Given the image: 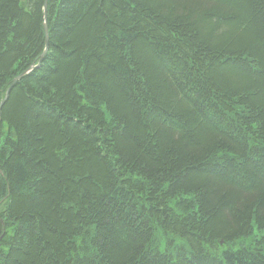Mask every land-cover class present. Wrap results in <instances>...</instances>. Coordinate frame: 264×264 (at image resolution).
<instances>
[{
  "label": "trees",
  "instance_id": "16d2710c",
  "mask_svg": "<svg viewBox=\"0 0 264 264\" xmlns=\"http://www.w3.org/2000/svg\"><path fill=\"white\" fill-rule=\"evenodd\" d=\"M44 5L0 0V97ZM47 24L2 109L0 264H264V0H48Z\"/></svg>",
  "mask_w": 264,
  "mask_h": 264
},
{
  "label": "rangeland",
  "instance_id": "374dc122",
  "mask_svg": "<svg viewBox=\"0 0 264 264\" xmlns=\"http://www.w3.org/2000/svg\"><path fill=\"white\" fill-rule=\"evenodd\" d=\"M48 6V4H47ZM41 58V57H40ZM32 67H35V65L33 66H30V68L28 70H25L24 72H22L21 74L19 75H22L24 74L23 76H25L27 73H29L31 71V68ZM33 70V69H32ZM18 76H16L11 82V84L8 86L6 92L1 90V97H0V105H4L6 103V101H8L9 97H10V94H11V91L12 89L16 86L17 82L20 80L17 78ZM18 79V80H17ZM3 91V92H2ZM2 109H3V106L2 108L0 109V124H1V115H2ZM1 203L0 202V212L2 211V206H1ZM2 238V237H1Z\"/></svg>",
  "mask_w": 264,
  "mask_h": 264
},
{
  "label": "water",
  "instance_id": "95a60500",
  "mask_svg": "<svg viewBox=\"0 0 264 264\" xmlns=\"http://www.w3.org/2000/svg\"><path fill=\"white\" fill-rule=\"evenodd\" d=\"M47 4H48V0H45V5H44V14H45V22H44V31H45V38H46V47L43 51V54L41 55V58L38 62V65L41 63L42 59L44 58V56L46 55L47 51H48V48H49V27H48V24H47ZM38 65H36L35 67H32V69L36 68ZM22 75H19L17 78L20 79ZM17 79V80H18ZM3 105H0V109L2 108Z\"/></svg>",
  "mask_w": 264,
  "mask_h": 264
}]
</instances>
